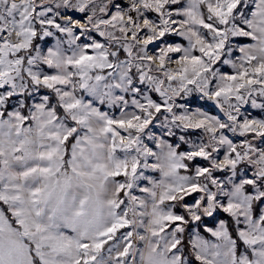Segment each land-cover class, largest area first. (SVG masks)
<instances>
[{"label":"snow or ice","instance_id":"snow-or-ice-1","mask_svg":"<svg viewBox=\"0 0 264 264\" xmlns=\"http://www.w3.org/2000/svg\"><path fill=\"white\" fill-rule=\"evenodd\" d=\"M0 264H264V0H0Z\"/></svg>","mask_w":264,"mask_h":264}]
</instances>
